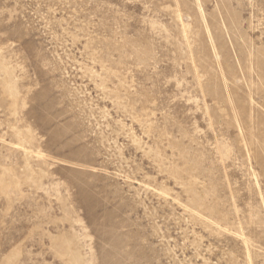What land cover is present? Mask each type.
I'll return each mask as SVG.
<instances>
[{"label":"rangeland","instance_id":"obj_1","mask_svg":"<svg viewBox=\"0 0 264 264\" xmlns=\"http://www.w3.org/2000/svg\"><path fill=\"white\" fill-rule=\"evenodd\" d=\"M0 264H264V0H0Z\"/></svg>","mask_w":264,"mask_h":264}]
</instances>
